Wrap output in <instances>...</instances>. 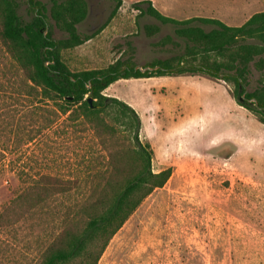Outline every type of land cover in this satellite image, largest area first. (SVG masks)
<instances>
[{
  "label": "rangeland",
  "instance_id": "rangeland-1",
  "mask_svg": "<svg viewBox=\"0 0 264 264\" xmlns=\"http://www.w3.org/2000/svg\"><path fill=\"white\" fill-rule=\"evenodd\" d=\"M18 1L19 14L30 19L27 0ZM41 1L47 8L53 4ZM197 1L190 14V2H168L186 12L168 16L211 17L239 26L264 9V0H244L248 6L236 20V10L224 0ZM87 2V17L77 28L95 33L64 51L71 69L101 68L121 54L126 58L127 41L135 47L138 66L184 52L186 42L174 35L175 25L141 15L135 0H125L113 18V0ZM149 23L159 25V32L148 36L144 26ZM203 26L209 30L213 25ZM168 34L176 44H155ZM263 72L253 67L246 91L258 85ZM26 86L17 61L0 42V212L5 209L0 264H38L41 253L68 225V214L103 192L110 153L137 148L113 114L106 118L117 131L102 143L86 119L67 118L52 100ZM110 86L104 94L138 112L139 138L152 150L153 171L170 168L171 175L130 214L97 264H264V123L238 103L234 84L187 72L121 78ZM133 155L129 160L138 166L141 160ZM47 176L66 181L67 190L36 203V190L43 193L50 187ZM68 180L74 182L69 190ZM74 224L81 230L86 220L75 217Z\"/></svg>",
  "mask_w": 264,
  "mask_h": 264
},
{
  "label": "trees",
  "instance_id": "trees-1",
  "mask_svg": "<svg viewBox=\"0 0 264 264\" xmlns=\"http://www.w3.org/2000/svg\"><path fill=\"white\" fill-rule=\"evenodd\" d=\"M113 1L115 7L110 18L117 14L123 2ZM27 2L33 14L25 20L18 12V0H0V42L17 61L28 91H36L42 98L52 100L56 111L67 115V118L81 116L86 119L102 143L117 131L106 118L113 114V118L130 132L137 147H125L110 153L112 166L105 178L103 192L92 202L80 204L75 213L68 214V225L56 234L41 253L38 263L66 264L76 261V264H97L109 240L130 214L171 175L170 168L153 171L152 150L139 138L141 119L135 108L103 91L121 78L201 72L232 82L238 103L253 111L264 123V72L258 85L246 91L253 67L264 70V9L251 15L243 24L230 26L211 17L176 19L161 13L151 0H141L134 3L141 15L147 14L162 23L175 25L174 35L186 42L184 52L154 59L140 67L157 68L143 71L137 68L138 64L133 59L134 45L127 41L130 53L126 58L121 54L106 67L73 70L63 56L64 51L83 44L95 33H82L77 28L87 17V0H53L50 8L41 0ZM203 24L213 26L207 30ZM56 29L63 35L60 36ZM144 29L148 36H152L159 32L160 26L149 23ZM167 42H175L172 35H166L155 44L164 45ZM243 93L245 98L241 101L239 98ZM251 98H255L256 102L250 101ZM133 154L141 160L138 166H132L133 162L129 160ZM135 167L138 168L133 172ZM100 174L103 177V173ZM100 174L97 172L96 175ZM50 176L46 180L50 187L43 193L36 190V203L44 202L49 194L67 190L66 181ZM71 183H74L73 180H68V190ZM106 188L109 194L105 193ZM4 214L5 209L0 212V217ZM75 217L85 218L83 229L76 228Z\"/></svg>",
  "mask_w": 264,
  "mask_h": 264
},
{
  "label": "crops",
  "instance_id": "crops-1",
  "mask_svg": "<svg viewBox=\"0 0 264 264\" xmlns=\"http://www.w3.org/2000/svg\"><path fill=\"white\" fill-rule=\"evenodd\" d=\"M123 2L125 0H122ZM136 2H139L141 0H135ZM152 1V4L154 7H156L161 13L165 14V15H174V14H177V13H184L185 11H180L177 9H175L174 7H171L170 5H168V2H171L172 0H151ZM185 3L186 2H190L191 4V7H194L192 11H189L187 12V14H190V13H195V10L198 8L199 5H197V3L199 1L197 0H183ZM213 1H218V0H213ZM239 2H230V1H225L224 0V5H227L229 9H234L236 10L237 12V16L235 17V19L237 20H241L242 19V16H243V9L244 8H247V2L243 3L244 0H238ZM122 2V4H123ZM122 6V5H121ZM120 6V7H121ZM119 7V9H120ZM186 14V12H185ZM224 21L225 23H227L228 25H238V24H231L229 23V21H226V20H222ZM240 24V23H239ZM241 25V24H240ZM113 85V83L111 84ZM110 86V85H109ZM111 87V86H110ZM131 105V104H130Z\"/></svg>",
  "mask_w": 264,
  "mask_h": 264
},
{
  "label": "water",
  "instance_id": "water-1",
  "mask_svg": "<svg viewBox=\"0 0 264 264\" xmlns=\"http://www.w3.org/2000/svg\"><path fill=\"white\" fill-rule=\"evenodd\" d=\"M138 67H140V66H137V68ZM141 68V70H146V69H148V70H152V69H154V68H157V66H155V67H152V66H145V67H140ZM244 98H245V93H243L242 95H241V97L239 98V100H244ZM89 100H91V98H89ZM250 101H253V102H256V99L255 98H251L250 99Z\"/></svg>",
  "mask_w": 264,
  "mask_h": 264
}]
</instances>
